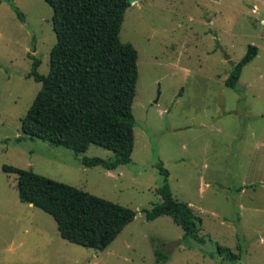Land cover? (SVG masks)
Returning <instances> with one entry per match:
<instances>
[{
	"label": "rangeland",
	"instance_id": "1",
	"mask_svg": "<svg viewBox=\"0 0 264 264\" xmlns=\"http://www.w3.org/2000/svg\"><path fill=\"white\" fill-rule=\"evenodd\" d=\"M0 3V264H264V0H139L125 11L120 40L137 50L132 161L112 170L82 156L110 158L90 144L76 154L21 130L41 83L27 77L33 58L49 71L55 43L45 0ZM236 88L224 84L247 51ZM162 161L175 199L201 218V247H188L168 215L147 220L160 200ZM32 170L136 211L104 249L62 238L53 217L20 201L17 175ZM251 185V186H250ZM239 186H244L238 190ZM216 243L240 253L217 258ZM168 255L157 263L155 251Z\"/></svg>",
	"mask_w": 264,
	"mask_h": 264
},
{
	"label": "trees",
	"instance_id": "2",
	"mask_svg": "<svg viewBox=\"0 0 264 264\" xmlns=\"http://www.w3.org/2000/svg\"><path fill=\"white\" fill-rule=\"evenodd\" d=\"M20 20L23 12L13 0H6ZM53 10L55 43L49 54V71H38L40 60L33 58L27 77L41 83L32 104L21 118V130L30 139L38 138L76 154L95 144L113 151L110 158L82 156L87 167L107 170L132 161L135 119L132 104L138 79L137 50L120 40V29L129 0H45ZM2 0H0V3ZM248 45L224 84L236 88L243 67L257 54ZM163 176L157 188L160 200L145 208V218L168 215L183 230L188 247H201V218L184 201L173 197L169 171L162 161L154 164ZM17 175L20 201L32 203L50 214L59 235L84 247L106 248L131 222L136 211L128 206L94 195L75 186L51 179L32 170L3 165ZM251 186V185H250ZM244 186H239L242 190ZM217 258L234 262L240 253L216 243ZM157 263L168 255L155 251Z\"/></svg>",
	"mask_w": 264,
	"mask_h": 264
},
{
	"label": "water",
	"instance_id": "3",
	"mask_svg": "<svg viewBox=\"0 0 264 264\" xmlns=\"http://www.w3.org/2000/svg\"><path fill=\"white\" fill-rule=\"evenodd\" d=\"M137 1H139V0H129V3L133 4V3L137 2ZM30 204L33 205L32 203H30Z\"/></svg>",
	"mask_w": 264,
	"mask_h": 264
}]
</instances>
